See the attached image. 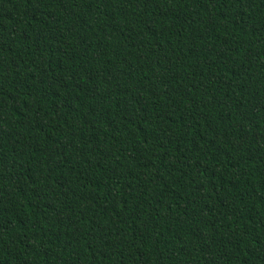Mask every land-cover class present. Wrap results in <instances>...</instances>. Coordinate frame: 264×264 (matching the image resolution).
Masks as SVG:
<instances>
[{"label":"trees","instance_id":"trees-1","mask_svg":"<svg viewBox=\"0 0 264 264\" xmlns=\"http://www.w3.org/2000/svg\"><path fill=\"white\" fill-rule=\"evenodd\" d=\"M0 264H264V0H0Z\"/></svg>","mask_w":264,"mask_h":264}]
</instances>
